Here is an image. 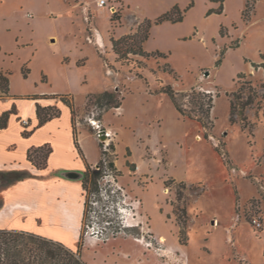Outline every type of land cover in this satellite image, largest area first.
Instances as JSON below:
<instances>
[{
  "label": "rangeland",
  "instance_id": "obj_1",
  "mask_svg": "<svg viewBox=\"0 0 264 264\" xmlns=\"http://www.w3.org/2000/svg\"><path fill=\"white\" fill-rule=\"evenodd\" d=\"M101 1L0 0V70L11 78V98L0 110L20 107L12 115L20 118L32 112L33 94L68 96L80 144L89 161H98L99 190L89 195L82 224L84 241L98 247H85L83 260L130 264L119 257L121 247L139 246L133 264H264V0H226L221 13L211 12L220 4L210 0H104L100 7ZM175 6L183 21L153 25L144 47L163 57L130 55V66L118 60L112 38L136 33ZM165 86L210 93L209 127L181 116ZM104 92L124 99L122 106L89 103ZM235 98L249 103L247 127L238 117L231 122ZM40 102L68 107L60 97ZM60 121L56 140L71 169L51 171L58 176L51 180L33 169L23 203L30 214L20 221L47 232L63 218L46 191L54 181L67 183L66 208L72 197L79 209L86 201L73 186L83 177L78 149L67 118ZM10 134L20 136L15 126ZM5 183L0 176V192Z\"/></svg>",
  "mask_w": 264,
  "mask_h": 264
},
{
  "label": "trees",
  "instance_id": "obj_2",
  "mask_svg": "<svg viewBox=\"0 0 264 264\" xmlns=\"http://www.w3.org/2000/svg\"><path fill=\"white\" fill-rule=\"evenodd\" d=\"M211 2L220 4L218 10L211 12L221 13L224 9L226 0H210ZM184 19V13L178 6L173 7L169 12L159 17L155 22L146 20L137 30L136 33L127 35L121 39L112 38V49L118 60L130 66L132 59L129 57L139 56L143 59L161 58L162 53H148L145 50V43L150 37V31L153 25H160L164 22L179 23ZM169 68V67H168ZM162 93L167 95L173 102L178 113L189 119L197 120L204 128L209 127L211 112L214 108L213 96L210 93L197 92L196 89H191L190 93H179L172 86H165ZM11 97V78L10 74L0 70V100ZM61 98L62 102L67 104L72 114L73 134L75 145L82 156V151L78 143V130L76 125L77 111L74 103L68 100V96H53V97H32V100L41 99H57ZM240 99V98H239ZM238 98L231 102V122H236V117L239 118L243 127H247V117L245 110L249 103L240 105ZM124 99H119L116 93L104 92L89 98V103H94L106 110L119 109L122 106ZM184 102H183V101ZM189 104V109L185 108V101ZM37 118L38 124L32 130H29L30 120L23 122V137L28 138L36 130L44 126L46 123L60 118L61 109L58 106H42L37 103ZM18 113L17 107L14 106L10 111L0 113V129L4 130L8 127L12 115ZM101 146V145H100ZM102 147V146H101ZM114 149V146L112 147ZM52 148L45 145L39 148L31 149L28 152V161L38 170H46L48 166V158L52 153ZM100 166L102 160L100 161ZM109 167L115 171V163L110 162ZM1 177L5 180L3 186H9L19 181H24L32 177L29 172L12 171L2 172ZM100 175V170L87 165L86 171L83 173L82 186L83 196L85 197V212L83 222L87 214L89 195L98 192L97 177ZM82 222V224H83ZM84 229L81 228V235L78 243L77 251L67 247L65 244L43 237L41 235L19 231L0 229V264H87L81 255L84 247Z\"/></svg>",
  "mask_w": 264,
  "mask_h": 264
},
{
  "label": "crops",
  "instance_id": "obj_3",
  "mask_svg": "<svg viewBox=\"0 0 264 264\" xmlns=\"http://www.w3.org/2000/svg\"><path fill=\"white\" fill-rule=\"evenodd\" d=\"M55 42V41H52ZM38 97H45V92H40L33 94ZM11 97L6 98L5 100H0V104L2 101H8ZM32 99V98H31ZM41 101V100H37ZM33 101L30 106L32 108V112L24 117L20 118H14L12 117L9 121V125L6 129L1 130L0 129V173L2 172H12L17 170H24V172H29L32 177L29 179H26L24 181H19L17 183H14L12 185L6 186L4 190L0 192V229H6V230H19V231H25V232H31L38 235H41L43 237L52 239L54 241L61 242L65 244L70 249L77 251L78 249V242L81 235V228H82V222L84 217V211H83V205H80V209L76 208V198L72 197L71 205H69L66 208V201L70 200V197H68V193L66 191L65 185L67 183L61 182V181H54V184L50 186V188L46 189L48 197L50 200H56L57 206L56 210L57 212L62 215V221H60L56 227L51 230L50 232L42 231L39 228L35 227H26L22 221V219L27 218L30 214L29 205L23 204L27 203L30 193H29V186L30 183L35 179L33 177L34 170L38 171L41 175L48 178V180L56 179L58 176H52L51 171H65L71 169V166L66 164V161L64 160V156L62 154L61 148L59 147V142L56 140L60 137V130L62 128V123L60 121V118H67V129L70 131V134L72 135V147L74 145V149H76L75 145V139L73 134V124H72V114L69 107L66 105H61L59 108L61 109V116L59 119H54L48 123H46L44 126L36 130L31 136L28 138L23 137V122L26 123L30 120V125L28 127L29 130H32L35 128L38 124V118L35 114V110L33 108L34 106ZM41 103V102H40ZM42 105V103H41ZM20 106V105H19ZM18 106V107H19ZM44 107L46 106H52V105H42ZM18 113L20 112L17 110ZM0 112H3V110H0ZM13 119L17 120L18 125H12ZM29 119V120H28ZM65 125V126H66ZM77 125V124H76ZM15 126L18 131V135H20L18 138H12L10 131ZM88 133V132H87ZM83 134L80 135V137ZM81 138H79L78 133V143L79 147L82 151V156L79 158V150L77 152L78 159L81 160L79 169L82 173L86 171V166L90 165L94 167L98 161H89L86 152L82 147V144H80ZM45 145H49L52 148V153L48 158V166L46 170H38L35 168L27 159L28 152L31 149L39 148ZM71 146V145H70ZM20 148H23V150L20 152ZM78 149V148H77ZM76 149V151H77ZM61 160L62 162H60ZM29 170V171H25ZM1 176V175H0ZM64 183V184H63ZM74 188L78 191H80V194L83 196V186H82V180L80 182V185H73ZM75 200V201H74ZM70 202V201H69ZM67 209V210H66ZM165 239V238H164ZM136 242L141 243V240H136ZM108 244V243H107ZM105 244V245H107ZM98 247L93 244V242L89 241V239H86L84 247L82 250H84L85 247ZM141 248L138 246L133 252H130L127 248L121 247V250L119 252V257L123 256V258L128 257L129 260H132L130 264H133V261L139 260L141 256ZM82 258L84 256V251L81 252ZM131 255V258L128 256Z\"/></svg>",
  "mask_w": 264,
  "mask_h": 264
},
{
  "label": "built area",
  "instance_id": "obj_4",
  "mask_svg": "<svg viewBox=\"0 0 264 264\" xmlns=\"http://www.w3.org/2000/svg\"><path fill=\"white\" fill-rule=\"evenodd\" d=\"M104 4H105V1L103 0V1H101V2L99 3V6H100V7H104ZM107 137H109V134H108V133H105V139H107ZM109 147H110V143L104 142V143H103V153H104V152L107 153V152L109 151ZM103 156H105V155H103ZM104 162H105V159H104ZM92 204L95 205L96 203H95V202H92ZM253 224H254V226H255L258 230H260V229L263 228V224H262V222L259 221L258 219H254Z\"/></svg>",
  "mask_w": 264,
  "mask_h": 264
},
{
  "label": "water",
  "instance_id": "obj_5",
  "mask_svg": "<svg viewBox=\"0 0 264 264\" xmlns=\"http://www.w3.org/2000/svg\"><path fill=\"white\" fill-rule=\"evenodd\" d=\"M207 74H208V73H207ZM101 134H102V135H101V136H102V139H105V132H102ZM82 178H83V177H82Z\"/></svg>",
  "mask_w": 264,
  "mask_h": 264
},
{
  "label": "bare ground",
  "instance_id": "obj_6",
  "mask_svg": "<svg viewBox=\"0 0 264 264\" xmlns=\"http://www.w3.org/2000/svg\"><path fill=\"white\" fill-rule=\"evenodd\" d=\"M94 124V123H93ZM97 124V123H96ZM95 125V124H94ZM129 227L131 226V225H128ZM162 240L161 241H165V239L164 238H161Z\"/></svg>",
  "mask_w": 264,
  "mask_h": 264
}]
</instances>
